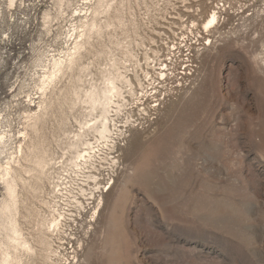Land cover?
<instances>
[{
  "label": "rangeland",
  "instance_id": "1",
  "mask_svg": "<svg viewBox=\"0 0 264 264\" xmlns=\"http://www.w3.org/2000/svg\"><path fill=\"white\" fill-rule=\"evenodd\" d=\"M97 3L0 0V168L19 162L16 220L33 248L20 264H264V0ZM115 61L137 93L152 84L140 105L123 87L124 135L72 167L77 141L96 138L84 95Z\"/></svg>",
  "mask_w": 264,
  "mask_h": 264
},
{
  "label": "bare ground",
  "instance_id": "2",
  "mask_svg": "<svg viewBox=\"0 0 264 264\" xmlns=\"http://www.w3.org/2000/svg\"><path fill=\"white\" fill-rule=\"evenodd\" d=\"M13 1L14 0H9L10 3H13ZM102 3L103 0H99V3H97L98 4L97 7L94 8L95 13L99 11V6H101ZM215 20H216V13L213 11L207 17L206 21L203 23V27L208 28L214 23ZM108 23L109 21L106 22V24ZM96 25L97 23L93 19L86 24V27L89 30V32H91L93 28L96 27ZM97 32H99V30H97ZM81 45H82L81 42H76L74 44V53ZM74 59L75 56L74 54H72V56L68 58L66 66L70 67ZM62 61L54 60L55 71L59 72V70H61L64 67V63ZM113 68L114 71L110 72L105 77L104 84L100 88L93 87L90 90H88L84 95V102L88 104L90 111L92 113L94 111H97L98 113L95 122L88 125L87 127L89 130L94 131L96 138H95V142L94 141L90 142L88 140L82 141L81 139H80L81 141L80 140L77 141L80 144H82L83 147L76 152V156L74 160L70 162L72 167H76L78 169L82 167L84 168L86 163L91 159V157H93V155L96 152L101 151L103 148H106L109 145L110 148L114 146L115 139L113 138H115L114 135L117 132L116 129H118L116 125L118 118L115 116H118L121 113V111L124 112L126 110V108L124 107L128 105L127 103H125L123 87L126 86L129 87V89H127V92H129L130 95L135 96L134 100L136 101H134V104L140 105L142 104V100L146 95V92L148 91L147 89L148 86L149 85L151 86L152 84V82L151 83L148 82L147 85L144 86V83L142 84L141 81L138 79L137 85L139 86L138 89H140V93H137L136 91H134V87H132V83L129 77L121 73L119 69L116 67V61L113 62ZM146 76H148V73L145 74V77ZM147 81H149V79ZM74 94L76 96V92H74ZM126 117L127 118L124 121V125H123L124 127L127 124L132 123V118L129 113L128 114L126 113ZM38 118L39 116L37 115L34 117L32 128L36 126ZM118 131L119 133H116L117 138L124 135L125 133V129H121V130L118 129ZM0 139L2 140L3 137H1ZM77 142H74L73 145L76 146ZM22 146H23L22 144L18 145L19 156L21 154ZM50 161L51 159L48 158L46 150H43L40 154L35 156L34 166L35 169L37 170L38 177L41 178L47 176V172L45 171V168L51 163ZM18 164H19L18 160L15 161L14 158L12 157L8 162H6L5 166L0 168V178L4 187V196L0 202V230L4 235V239L1 245V252H0V264H20V259H21L19 253L20 250L29 254L33 253L32 246L23 238L21 228L19 227L18 222L16 220V211L19 200L16 187L18 182L19 183L22 181L24 182L23 178L21 177L22 174H20V166H18ZM55 210L56 209L53 208L52 211ZM59 214L62 215L61 213ZM43 223L47 225V229L48 232L51 234V237L49 238L45 233H42V235H40L39 237V242L42 244V247L45 250L44 258L50 259L51 256L55 254V250L53 249L52 246L53 235L56 234L57 230L59 229L61 220L55 214H53L48 219L47 223L45 222Z\"/></svg>",
  "mask_w": 264,
  "mask_h": 264
},
{
  "label": "built area",
  "instance_id": "3",
  "mask_svg": "<svg viewBox=\"0 0 264 264\" xmlns=\"http://www.w3.org/2000/svg\"><path fill=\"white\" fill-rule=\"evenodd\" d=\"M64 183V182H63Z\"/></svg>",
  "mask_w": 264,
  "mask_h": 264
}]
</instances>
